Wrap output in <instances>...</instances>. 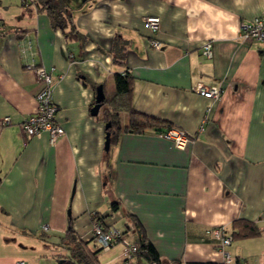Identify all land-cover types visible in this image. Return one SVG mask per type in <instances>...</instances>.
<instances>
[{"label":"crops","instance_id":"0c3cea01","mask_svg":"<svg viewBox=\"0 0 264 264\" xmlns=\"http://www.w3.org/2000/svg\"><path fill=\"white\" fill-rule=\"evenodd\" d=\"M65 1L83 42L67 40L35 5L0 11V118L12 121L0 126V264H58L69 253L61 240L70 226L100 250L94 213L109 215L104 224L134 242L139 222L169 264L222 263L207 231L232 233L235 220L247 219L262 234L226 250L264 264V42L239 39L241 23L264 14V0ZM148 16L161 19L160 49L151 45ZM209 41L212 58L201 51ZM34 66L54 69L65 129L56 143L47 132L27 140L21 129L38 106ZM126 71L134 109L164 125L120 131L108 159L105 120L91 113L95 86L112 95L115 74ZM199 83L221 87V97L200 95ZM171 126L195 137L177 148L159 134ZM123 250L117 244L98 257L123 264Z\"/></svg>","mask_w":264,"mask_h":264},{"label":"trees","instance_id":"16d2710c","mask_svg":"<svg viewBox=\"0 0 264 264\" xmlns=\"http://www.w3.org/2000/svg\"><path fill=\"white\" fill-rule=\"evenodd\" d=\"M24 6L35 5L39 11H46L49 15L54 28L59 29L67 40L85 41L86 35L78 30L74 20V14L70 5L65 0H24ZM125 42L116 41L114 46V59L120 63L125 55ZM115 91L112 95L105 93V100L102 104L100 114L107 125L106 135H109L110 149L107 151L109 159L112 143L117 138V134L122 130L145 131L147 128L157 127L164 123L153 116L138 112L132 105V89L133 78L126 71L124 73H116ZM97 91V88L95 86ZM95 102L92 104V107ZM159 129V128H157ZM112 212L119 209L118 201H113L111 204ZM107 214L94 213V219L99 224H104ZM135 221V220H134ZM134 228L138 233L137 243L139 250L134 255L133 264H143V261L152 264H169L165 263L159 256V253L154 244L148 239L144 229L139 222L135 221ZM233 237L234 239H243L257 237L262 234V230L252 221L247 219H238L233 222ZM95 238V237H94ZM90 241H86L79 236L76 230L70 226L63 236L61 243L69 253L63 255L59 259L58 264H103L99 257V251L93 250ZM177 264V263H174ZM235 264H244L243 259L236 258Z\"/></svg>","mask_w":264,"mask_h":264},{"label":"built area","instance_id":"2783aa9c","mask_svg":"<svg viewBox=\"0 0 264 264\" xmlns=\"http://www.w3.org/2000/svg\"><path fill=\"white\" fill-rule=\"evenodd\" d=\"M24 1V0H22ZM146 28L153 35L151 38V45L154 48L160 49L162 42L156 39L155 35L161 28V19L158 16H148L144 20ZM239 39L242 42L249 43H262L264 42V14L255 17L254 19L242 22L240 28ZM202 54L206 58L213 57V43L211 41L206 42L202 47ZM37 79L40 83V88L36 93L37 110L27 117L21 123L22 132L27 140H31L33 137L47 132L50 137L51 143H56L65 134L64 127L57 121L58 106L53 100V88L55 79L53 70H47L44 66H34ZM196 91L210 99H219L223 93V89L219 86H207L203 83H199L196 86ZM12 123L10 116H4L0 118V126H8ZM203 128L201 127L200 130ZM159 134L164 138L172 141L177 148H185L194 138V135H190L185 130L171 126L162 131ZM44 231L49 229L48 226L44 227ZM212 234L216 240V246L224 254V261L220 264H235L236 257L232 256L226 249L230 247L234 241L233 234L225 227L221 226L215 229L207 231ZM94 237L103 250H110L117 244L124 246L123 264H132L134 255L139 250V244L134 241H130L126 234L118 229L114 225H108L105 228L102 224L96 223L94 226ZM21 264H24L21 262ZM152 264H157L156 262Z\"/></svg>","mask_w":264,"mask_h":264},{"label":"rangeland","instance_id":"374dc122","mask_svg":"<svg viewBox=\"0 0 264 264\" xmlns=\"http://www.w3.org/2000/svg\"><path fill=\"white\" fill-rule=\"evenodd\" d=\"M0 1H2L1 3H2V5H1V7H0V11L2 12V14L3 15H5V11L7 10V12H10V13H12V12H14V10H16V9H18L19 7H21L23 4H22V0H0ZM7 16V15H6ZM100 115H102V113L100 114ZM116 221V220H115ZM114 221V222H115ZM117 223V225L121 228V229H123V226H122V224L121 223H118V222H116ZM42 230H45L44 229V227L42 228ZM48 231V230H47ZM127 238H128V236H127ZM129 239V238H128ZM130 240V239H129ZM131 241V240H130ZM121 245V244H120ZM93 247H96V244L94 245L93 244ZM103 251H105V250H102V251H100L99 253H100V256H101V258L103 259V260H105V258H106V253H104ZM144 262V264H148V262H146V261H143Z\"/></svg>","mask_w":264,"mask_h":264},{"label":"water","instance_id":"95a60500","mask_svg":"<svg viewBox=\"0 0 264 264\" xmlns=\"http://www.w3.org/2000/svg\"><path fill=\"white\" fill-rule=\"evenodd\" d=\"M104 100H105L104 88H103V85H100L97 87L95 105L91 109L92 115H94V116L98 115ZM106 127H107V125H106ZM109 149H110V139H109V135L107 134L106 135L105 150L109 151Z\"/></svg>","mask_w":264,"mask_h":264}]
</instances>
